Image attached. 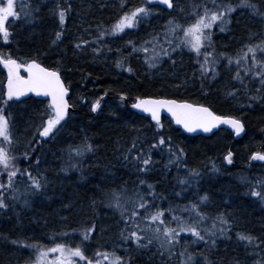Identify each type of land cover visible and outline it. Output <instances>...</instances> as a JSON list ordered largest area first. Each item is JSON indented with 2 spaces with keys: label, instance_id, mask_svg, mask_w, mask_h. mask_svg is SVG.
<instances>
[{
  "label": "snow or ice",
  "instance_id": "1",
  "mask_svg": "<svg viewBox=\"0 0 264 264\" xmlns=\"http://www.w3.org/2000/svg\"><path fill=\"white\" fill-rule=\"evenodd\" d=\"M45 7L58 20L59 27L52 41V46H58L64 35L66 19L73 11L70 0H0V68L6 72V80L0 84V217L11 214L18 222L25 209L34 208L36 200L52 198L49 190L55 183L54 177L60 174L67 177L69 172L75 171L80 172L83 179L84 158L88 154L95 155L98 150L85 136L80 143L70 144L63 150L67 158L63 166L53 172V177L49 176L47 169H40L41 160L35 154L43 144L55 139L63 128L62 122L70 107L65 99L69 88L65 86L59 69L42 66L35 58L20 59L12 54L11 49L6 51L5 46L15 41L16 22L36 23ZM118 7L120 14L114 23L108 27L97 23L96 40L78 37L75 49L83 51L91 48L94 57L98 56L101 49L96 46L97 41H104L105 37L128 36L131 34L128 30L150 26L154 17L167 12L168 19L142 41H125L129 57H143L145 75L162 73V65L170 62L168 74L173 79H179L177 56L182 58L189 54L196 67L191 76L185 74L182 82L175 87L199 80L201 91L206 95L204 82L212 84L217 81L223 69L230 74L225 99L240 101L241 107L260 105L264 108V0H141L134 7H129L127 0H120ZM237 11L259 23L260 28L246 30V39L235 54L220 51L213 39L216 34L214 29L220 33L231 32L233 14ZM87 12H91V6ZM127 59L121 51V59L116 61L115 66L132 74L133 68L125 67ZM180 63H183L182 59ZM32 96L48 98L47 108L40 124H27L23 141L25 151L17 155V145L22 141L13 107L27 104L28 99L24 98ZM126 99V96L120 95L121 101ZM99 107V102H95L91 111L95 113ZM131 107L150 116L155 125V136L151 141L142 138L141 129L133 128L137 135L130 145L115 150L119 153L116 159L121 166L130 169V174L136 177L132 186L129 187L128 181L121 184L113 182L112 187L96 185L93 195L81 208V214L87 219H82L76 228L68 225L67 221L80 206L79 201L73 198L62 201L57 215L65 223V229L57 230L48 237L51 246L30 243L31 238H12L0 233V240L14 249L29 250L25 264H136L142 256H148L156 264H173L174 259L178 260V264H217L213 256L218 241L231 238L234 221L227 212L215 216L206 213L204 208L210 202L206 193L186 205L169 201V206L162 208L158 201L167 197L148 180L149 173L158 163L153 160L152 153L159 151L167 154V160L163 162L165 173L173 167L179 170L184 162L183 148L173 146L171 139H166L161 131L162 111L167 112L172 122L188 133L197 130L210 133L220 125H227L236 136H240L245 132L244 123L236 117L217 115L202 104L174 98L137 97ZM232 155L229 152L224 157L228 164L233 162ZM33 157L35 169L32 167ZM250 160L264 162V153L255 152ZM21 161H28L29 167L21 168ZM212 170L218 171L214 166ZM200 176L197 169H188L185 165V174L174 177L180 186L179 191L173 192L174 197H182L193 183H198L196 178ZM240 182L248 184V194L264 204V180L252 185L248 178L241 177ZM52 191L54 195V189ZM101 207L118 217L114 233L110 234L109 226L99 223L98 210ZM97 232L101 236L111 235V239L93 250V234ZM236 239L244 246L246 256L257 257L253 264H264V238L237 232Z\"/></svg>",
  "mask_w": 264,
  "mask_h": 264
},
{
  "label": "trees",
  "instance_id": "2",
  "mask_svg": "<svg viewBox=\"0 0 264 264\" xmlns=\"http://www.w3.org/2000/svg\"><path fill=\"white\" fill-rule=\"evenodd\" d=\"M70 2L73 5V11L66 19L64 35L62 41L58 42V46H52L55 31L59 27L58 20L45 7L36 23L16 22L14 24L15 41L12 45L5 46V50L11 49L12 54L19 56L20 59L35 58L49 68L59 69L71 91L70 102L74 110L68 119L62 122L64 126L57 137L43 144L35 154L41 160L40 169H46L44 157L65 153L64 149L70 144L80 143L85 136L98 150L95 155L88 154L84 158L83 179L81 173L75 171L69 172L67 177L63 174L54 177L55 183L52 189L55 194L53 195L52 189L49 190V196L52 198L45 200L44 205L41 203L43 199L36 200L33 209H25L22 212L19 222L11 214L9 217H0V233L12 238L18 236L31 238L28 241L30 243L40 242L45 246H51L48 237L57 230L65 229V223L57 215L62 201L67 198L79 201L80 206L69 215L67 221L68 225L76 228L82 219H87L81 214V208L93 195L96 185L104 184L106 187H112L113 182L121 184L123 181H128L131 187L136 177L130 174V169L121 166L116 159L119 153L115 150L117 147L124 148L130 145L137 135L133 128L141 129L142 138L146 137L151 141L155 136V125L150 119L130 110L129 103L137 97L174 98L206 105L217 114L239 118L245 125L246 134L235 144L236 165L227 167L224 156L232 146V136L228 131L219 130L209 137H187L176 129L170 120L163 118L161 131L164 137L170 138L173 146L182 147L185 157L179 170L173 167L170 172L165 173L163 162L167 160V154H161L159 151L152 153L153 160L158 163L149 173L148 180L156 185L159 193L167 197L158 203L164 209L169 206V201L183 206L196 201L199 195L208 194L210 202L204 211L210 216L227 212L234 221L231 238L218 241V248L213 259L217 264H235L236 261H239V264H253L257 257L246 256L244 246L236 239V233H251L264 238V204L248 194L250 190L248 184L240 182L241 177L248 178L252 185L264 180V163L251 164L249 169L246 168L251 154L261 148L264 149V108L260 105H254L252 108L241 107L240 101L225 99V90L228 86L221 81L220 76L212 84L204 82L206 95L201 91L199 80L190 81L180 88L175 87L182 82L185 74L191 76L196 67L189 59V54H185L182 58L177 56L179 79H173L168 74L170 62L162 65V73L145 75L143 57H129L125 41L127 39L142 41L148 35L145 30L146 25H142L135 31L128 30L131 33L128 36L105 37L104 41H97L96 46L101 49V54L98 56L94 57L91 48H85L83 51L75 49L74 45L78 42V37L89 41L96 40L97 23L108 27L115 22L120 14L118 7L120 0H70ZM140 2L141 0H127L129 7H134ZM89 6H91L90 13L87 12ZM233 16L231 32L220 33L214 29L216 34L213 39L220 51L235 53L246 39V30L254 29L255 23L246 15H241L237 11ZM166 17H168L167 12L162 13L158 18L154 17L151 25L155 27L162 25ZM256 26L255 28H260L259 23ZM89 28L88 32L84 31ZM121 51L125 57H128L125 67L131 66L134 70L132 74L115 66L116 61L121 59ZM3 76L0 70V84L4 81ZM120 95L126 96L127 99L121 101ZM98 101L100 104L109 102L111 107L102 109V112L93 113L91 105ZM46 108V101L41 103L30 98L27 104L14 106L13 111L16 118L27 115L31 123L38 125ZM18 133L22 142L17 145L16 154L20 155L25 151L23 142L25 135L21 134L20 128ZM185 165L188 169H197L201 176L196 178L198 183H193L182 197H174L173 192L180 190L174 177L185 174ZM19 166L27 168L29 163L21 161ZM61 166L55 162L54 169L48 170L49 176L53 177V172L58 171ZM213 166L218 171H213ZM32 167L35 169V157L32 160ZM184 215L187 216V214ZM98 216L102 226H109L110 234L117 231L115 220L118 217L111 214L108 209L101 207L98 210ZM93 235L95 237L92 241L93 250L111 239V235L101 236L99 232ZM57 239L59 240V237ZM28 256V249H14L0 240V264H16L14 263L16 259L18 264H25ZM136 264H156V262L151 261L148 256H142L136 260ZM173 264H178V260L174 259Z\"/></svg>",
  "mask_w": 264,
  "mask_h": 264
},
{
  "label": "rangeland",
  "instance_id": "3",
  "mask_svg": "<svg viewBox=\"0 0 264 264\" xmlns=\"http://www.w3.org/2000/svg\"><path fill=\"white\" fill-rule=\"evenodd\" d=\"M168 19V17H166V20ZM258 23H255L253 26H254V29H259V28H255V27H257L256 25H257ZM157 27H159V26H152V25H150V26H147L146 25V34H148L149 32H151V31H153L154 29H156ZM245 29V28H244ZM253 29V28H252ZM146 38V37H145ZM231 54H235V53H231ZM221 74H222V79H223V81H224V83H226L225 85L226 86H228V82H229V80H230V74L229 73H227L226 71H224L223 69H222V72H221ZM107 107V109H109L110 107H111V104L109 103V102H104L103 104H102V107L99 109V111H101L102 109H104V108H106ZM102 112V111H101ZM20 115H22V114H20ZM17 121H18V123H17V129H19L20 128V131H21V134L22 135H25V131H26V126H27V124L28 123H30V118L27 116V115H22V116H20L19 118H17ZM22 137V136H21ZM50 155H48L47 157H44V165H45V168L47 169V170H52V169H54V163L55 162H58L59 164H61L62 166H63V164H64V160L67 158V154L66 153H60V154H51V156L49 157ZM41 203L44 205V203H45V200H43V202L41 201ZM41 203H40V205H41ZM83 208V207H82ZM14 263H16V264H18V260L16 259V260H14ZM22 264V263H21Z\"/></svg>",
  "mask_w": 264,
  "mask_h": 264
},
{
  "label": "water",
  "instance_id": "4",
  "mask_svg": "<svg viewBox=\"0 0 264 264\" xmlns=\"http://www.w3.org/2000/svg\"><path fill=\"white\" fill-rule=\"evenodd\" d=\"M0 69L4 72V70H3L2 68H0ZM4 74H5V80H6V72H4ZM23 74L26 75V73H23ZM32 97L35 98V99H37V100H47V99H48V98H46V97H34V96H32ZM68 97H69V95H68L65 99L67 100ZM24 99H27V98H24ZM67 101H68V100H67ZM131 108H132V107H131ZM132 109H133V108H132ZM133 110H134L138 115H141V116H143V117H147V118H149V119L151 120V117H150V116H147L146 114L141 113V112H139V111L136 110V109H133ZM71 111H72V108H71V106H70L69 109H68V114H69V112H71ZM67 117H68V115L66 116L65 120L67 119ZM161 117H166V118H168V119L172 122L171 117L168 115L167 112L162 111V112H161ZM153 123H154V122H153ZM172 123H173V122H172ZM173 125H174L176 128H178L179 130L185 132V131L183 130V128L180 127L179 125H176L175 123H173ZM220 129H224V130H227V131H230V132L233 133V131H232L227 125H220L218 128L213 129L212 132H210V133H204V132L199 131V130H197L196 132H193V133H188V132H185V133L188 134V135H191V136H195V135H205V136H210V135H212L213 133L217 132V131L220 130ZM244 133H245V132L241 133L240 136H236L235 133H233V134H234V138H240L242 135H244ZM259 152L261 153V151H259ZM226 163H227V162H226ZM249 163L251 164V163H263V162H262V161H251V160H249ZM227 164H228V163H227ZM228 165H231V164H228Z\"/></svg>",
  "mask_w": 264,
  "mask_h": 264
},
{
  "label": "bare ground",
  "instance_id": "5",
  "mask_svg": "<svg viewBox=\"0 0 264 264\" xmlns=\"http://www.w3.org/2000/svg\"><path fill=\"white\" fill-rule=\"evenodd\" d=\"M220 79H221V81H223V79H222V74L220 75ZM135 102V100L134 101H132V102H130L129 103V108H130V110H132L135 114H137L132 108H131V104L132 103H134ZM204 106H206V105H204ZM206 107H209V106H206ZM210 108V107H209ZM210 110H212L211 108H210ZM213 111V110H212ZM215 113V112H214ZM215 114H217V113H215ZM138 115V114H137ZM217 115H220V114H217ZM221 116H225V117H230V116H226V115H221ZM181 131V130H180ZM230 134H231V136H232V146H230L229 147V149H228V151H227V153H226V155L229 153V152H231L233 155H232V163H231V165H228L227 163H226V161L224 160V163H225V165L227 166V167H233V166H235L236 165V163H235V160H234V151L236 150V145L235 144H237V141L238 140H240V139H242L243 138V136L246 134V128H245V133H244V135H242L240 138H234V134L232 133V132H230V131H228ZM181 133H183L185 136H187V137H209V136H205V135H195V136H191V135H188V134H186L185 132H183V131H181ZM234 145V146H233ZM244 154H245V152H244ZM225 155V156H226ZM224 156V157H225ZM242 159V158H241Z\"/></svg>",
  "mask_w": 264,
  "mask_h": 264
}]
</instances>
